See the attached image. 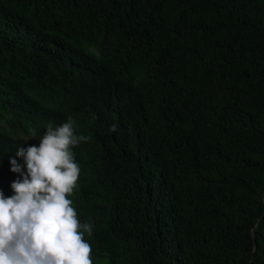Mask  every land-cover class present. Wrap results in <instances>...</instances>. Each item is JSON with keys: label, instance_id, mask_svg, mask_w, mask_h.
<instances>
[{"label": "trees", "instance_id": "trees-1", "mask_svg": "<svg viewBox=\"0 0 264 264\" xmlns=\"http://www.w3.org/2000/svg\"><path fill=\"white\" fill-rule=\"evenodd\" d=\"M45 126L96 161L91 264H264V0H0L2 196Z\"/></svg>", "mask_w": 264, "mask_h": 264}, {"label": "clouds", "instance_id": "clouds-1", "mask_svg": "<svg viewBox=\"0 0 264 264\" xmlns=\"http://www.w3.org/2000/svg\"><path fill=\"white\" fill-rule=\"evenodd\" d=\"M66 133L45 126L42 133L24 137L25 162L11 173H25L28 184L20 189L12 184L5 196L0 192V264H38L63 252L80 264L95 261L87 238L94 229L83 220L95 204L89 177L97 175L96 161L91 152L83 158L82 143ZM30 223L35 224L33 239L17 254L7 243V233Z\"/></svg>", "mask_w": 264, "mask_h": 264}]
</instances>
